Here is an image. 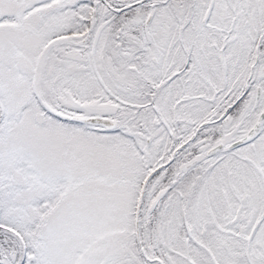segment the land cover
<instances>
[{
	"label": "snow or ice",
	"instance_id": "1",
	"mask_svg": "<svg viewBox=\"0 0 264 264\" xmlns=\"http://www.w3.org/2000/svg\"><path fill=\"white\" fill-rule=\"evenodd\" d=\"M0 264H264V0H0Z\"/></svg>",
	"mask_w": 264,
	"mask_h": 264
}]
</instances>
